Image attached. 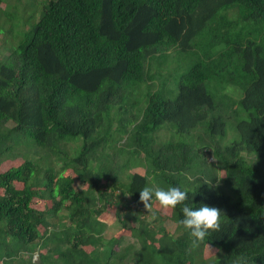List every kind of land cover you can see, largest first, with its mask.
<instances>
[{"label": "trees", "instance_id": "16d2710c", "mask_svg": "<svg viewBox=\"0 0 264 264\" xmlns=\"http://www.w3.org/2000/svg\"><path fill=\"white\" fill-rule=\"evenodd\" d=\"M35 12L0 61V167L14 163L0 169L1 264H264V163L244 159L264 161V0H50ZM177 50L200 57L176 96L141 89L159 77L155 58ZM226 66L248 78L239 102L248 118L222 147L207 86L237 83ZM165 123L180 137L204 128V144L158 137ZM150 176L186 190L194 208L220 209L221 230L192 250L176 223L183 205L169 209L172 234L147 222L139 193ZM110 208L125 236H104Z\"/></svg>", "mask_w": 264, "mask_h": 264}, {"label": "rangeland", "instance_id": "374dc122", "mask_svg": "<svg viewBox=\"0 0 264 264\" xmlns=\"http://www.w3.org/2000/svg\"><path fill=\"white\" fill-rule=\"evenodd\" d=\"M47 1L50 0H20L19 3L16 4V0H0V61L19 44L23 38V33H25V31H27L30 26L38 19V11L35 12L37 6L39 5L42 7ZM199 57V53L194 50H177L168 52L164 56L161 55L160 57H156L152 67L153 71H155V74L159 77H155L154 82L148 84L147 87L146 85H142L141 89L146 88L148 91L161 93L167 99L174 98L176 96L180 76L185 73L194 63H196L199 60ZM224 63L225 60L222 64ZM222 74H226L224 76L225 78L227 76L233 78V80L237 81V83L228 84L225 81L215 80L210 82L207 88L215 102L216 114L220 115L224 121V134L216 138V140H218L220 145L223 147L238 141L239 135L236 125L240 120H246L248 118V115L239 105L242 96V85H245L248 78L244 73L240 72L239 69L231 68L230 66H226ZM160 78H163L164 80L162 81V84L158 86L157 84L159 83ZM133 97L138 98L139 96L137 94H133ZM115 125L116 124L111 125L112 129L115 127ZM171 128L172 127L169 123H165V125L158 131L157 136L162 137L164 140L184 139L186 142L194 143L197 146L204 144L203 141H200V138H202V140L206 138V135L204 134V128L202 127L196 129L193 134L185 135L183 137L175 134ZM208 156H210V154H208ZM16 157L17 155H11L10 159H14ZM207 157L205 155H201L199 162L201 169H207V171H209L211 169L210 166L213 164V160ZM244 157L247 164L255 167H261L264 163L262 159H257L254 155H247L244 153ZM125 159L126 157L122 158V160ZM128 162L130 164H137L139 160L130 158ZM12 163L13 161L10 160L3 162L0 167L1 171L7 170L12 166ZM128 171L144 173V169L141 167L130 168ZM68 173L70 174V172ZM222 176L223 172L218 168L217 178L221 179ZM150 177H154L155 182H157L156 176ZM179 179L181 187L183 189H188V180H190L189 176L182 175ZM80 187L81 185L78 183L75 185L76 189H79ZM223 190L226 195L231 197V199H236L234 193L224 188ZM124 200L128 204L130 203L128 196H125ZM37 206L40 205L37 204ZM153 210L157 212L158 216L155 221L162 223L161 225H163L169 233H174L175 225L171 222L170 210L160 209L158 205H154ZM107 213L108 214L105 215L107 230L104 236L107 239L118 234H124L122 236H125L126 230L120 229L115 217V209L110 208ZM142 215L147 220V222L151 223L152 225L159 226L158 222L151 221L149 219L147 210L145 208L142 210ZM130 223L132 225L135 224L134 221H130ZM215 252L216 248L208 247L205 251V255H213ZM32 261H37L36 253L33 255Z\"/></svg>", "mask_w": 264, "mask_h": 264}, {"label": "clouds", "instance_id": "9594fccd", "mask_svg": "<svg viewBox=\"0 0 264 264\" xmlns=\"http://www.w3.org/2000/svg\"><path fill=\"white\" fill-rule=\"evenodd\" d=\"M189 193L177 186L161 187L155 182L154 177H149L146 184L139 193L140 203L147 210L149 219L155 221L158 216L153 210L154 205L160 209H175L183 205L182 219L177 221V225L186 230L191 237L190 246L192 250L199 249L205 239L213 232H219L222 227L223 212L214 206L201 205L194 208L186 203Z\"/></svg>", "mask_w": 264, "mask_h": 264}, {"label": "built area", "instance_id": "2783aa9c", "mask_svg": "<svg viewBox=\"0 0 264 264\" xmlns=\"http://www.w3.org/2000/svg\"><path fill=\"white\" fill-rule=\"evenodd\" d=\"M0 264H1V262H0Z\"/></svg>", "mask_w": 264, "mask_h": 264}]
</instances>
